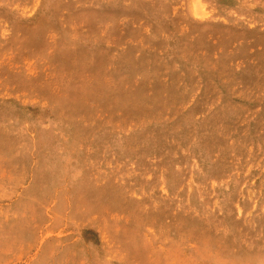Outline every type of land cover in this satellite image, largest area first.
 Wrapping results in <instances>:
<instances>
[{"label": "rangeland", "instance_id": "rangeland-1", "mask_svg": "<svg viewBox=\"0 0 264 264\" xmlns=\"http://www.w3.org/2000/svg\"><path fill=\"white\" fill-rule=\"evenodd\" d=\"M0 264H264V0H0Z\"/></svg>", "mask_w": 264, "mask_h": 264}]
</instances>
